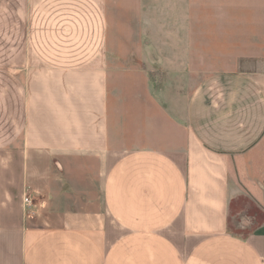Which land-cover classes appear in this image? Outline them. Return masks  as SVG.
Instances as JSON below:
<instances>
[{"label": "crops", "instance_id": "crops-1", "mask_svg": "<svg viewBox=\"0 0 264 264\" xmlns=\"http://www.w3.org/2000/svg\"><path fill=\"white\" fill-rule=\"evenodd\" d=\"M111 27L0 0V264H264L228 229L264 214V75L197 66L187 0H138L127 60Z\"/></svg>", "mask_w": 264, "mask_h": 264}, {"label": "rangeland", "instance_id": "rangeland-1", "mask_svg": "<svg viewBox=\"0 0 264 264\" xmlns=\"http://www.w3.org/2000/svg\"><path fill=\"white\" fill-rule=\"evenodd\" d=\"M187 2L197 66L204 71L264 75V0ZM107 12L114 31V58L127 60L138 32V0H107ZM246 217L248 224L243 227ZM262 227L264 214L256 206L245 200L233 203L228 226L231 234L248 238Z\"/></svg>", "mask_w": 264, "mask_h": 264}, {"label": "built area", "instance_id": "built-area-1", "mask_svg": "<svg viewBox=\"0 0 264 264\" xmlns=\"http://www.w3.org/2000/svg\"><path fill=\"white\" fill-rule=\"evenodd\" d=\"M24 202L27 208L31 209L33 207V201L30 197L25 198Z\"/></svg>", "mask_w": 264, "mask_h": 264}]
</instances>
